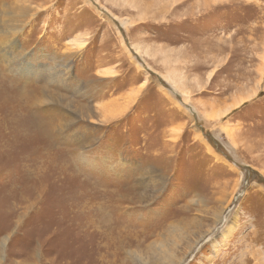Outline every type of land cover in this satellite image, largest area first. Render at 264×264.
I'll list each match as a JSON object with an SVG mask.
<instances>
[{
    "label": "rangeland",
    "instance_id": "374dc122",
    "mask_svg": "<svg viewBox=\"0 0 264 264\" xmlns=\"http://www.w3.org/2000/svg\"><path fill=\"white\" fill-rule=\"evenodd\" d=\"M103 239L264 264V0H0V264Z\"/></svg>",
    "mask_w": 264,
    "mask_h": 264
},
{
    "label": "bare ground",
    "instance_id": "6f19581e",
    "mask_svg": "<svg viewBox=\"0 0 264 264\" xmlns=\"http://www.w3.org/2000/svg\"><path fill=\"white\" fill-rule=\"evenodd\" d=\"M186 95H188V93H186ZM245 98L246 97H240L236 101L235 104H238V105L242 104L245 101ZM235 224L234 223L233 224H231V223L229 224L228 223L227 226L223 229V231L221 232L222 243H219V244L218 243H214V247H215L216 250H217V248H219L222 245H225L228 242V239L232 236L233 232L235 231V228H236ZM99 232H102V231L100 230ZM201 236H203V234ZM201 236H199V237H201ZM114 240L116 241V240H119V239H106V240L103 239V240H101V244L103 243V246H102L103 255L101 254L102 256H100V258L102 257L100 262L102 264H124L125 263V258H124L125 256L122 258V255L120 253H118V249L119 248L115 244H112L111 242H109V241H114ZM188 241H185L184 244H183L182 248L186 249L184 251V253H183V256L185 255V253L187 254V252L192 248V246L198 240L197 241L194 240L195 241L194 243H192L190 245H186V242L188 243ZM180 242H176L171 249L167 248V249H165L163 251H160L159 253H156V255H154L153 257L148 256V259L145 260L144 262H142V264H180V261L183 258V256H179L176 259V255H177L176 253L178 251H180L181 248H179V247L182 246V244L178 245ZM149 248H150V246H149ZM143 258H144V256L142 257V259ZM209 260H212V257H210Z\"/></svg>",
    "mask_w": 264,
    "mask_h": 264
}]
</instances>
